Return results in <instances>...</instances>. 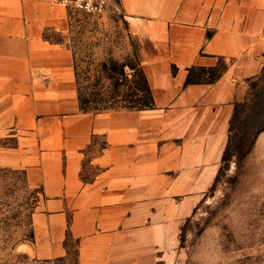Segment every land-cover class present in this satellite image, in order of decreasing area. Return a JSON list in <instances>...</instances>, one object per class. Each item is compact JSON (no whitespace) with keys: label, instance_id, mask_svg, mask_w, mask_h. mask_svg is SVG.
Wrapping results in <instances>:
<instances>
[{"label":"crops","instance_id":"1","mask_svg":"<svg viewBox=\"0 0 264 264\" xmlns=\"http://www.w3.org/2000/svg\"><path fill=\"white\" fill-rule=\"evenodd\" d=\"M118 1L150 108L82 111L73 51L50 35L69 31V7L0 0V166L41 189L39 258L67 256L71 237L78 264H172L221 168L235 104L264 68V0ZM223 60L215 81L187 83L191 68Z\"/></svg>","mask_w":264,"mask_h":264},{"label":"rangeland","instance_id":"2","mask_svg":"<svg viewBox=\"0 0 264 264\" xmlns=\"http://www.w3.org/2000/svg\"><path fill=\"white\" fill-rule=\"evenodd\" d=\"M69 11V31L50 35L74 47L81 72L89 55L96 62L108 57L122 61L132 52L131 42L137 38L130 33L118 0L98 14L74 7ZM81 82L84 91L86 82ZM247 98L235 143L248 142L263 127L264 76L248 79ZM253 105L258 119L245 125L241 119ZM254 139L247 153L232 148L222 162L217 182L201 196L182 226L172 264H264V128ZM41 200V189L30 186L22 170L0 166V264H78L72 238L67 256L45 259L34 253L33 214Z\"/></svg>","mask_w":264,"mask_h":264},{"label":"trees","instance_id":"3","mask_svg":"<svg viewBox=\"0 0 264 264\" xmlns=\"http://www.w3.org/2000/svg\"><path fill=\"white\" fill-rule=\"evenodd\" d=\"M131 46L133 48L132 52L122 61L114 57H108L96 62L95 58L89 55L84 59L85 68L82 72L80 71L78 54L74 47L70 46L74 55L76 80L82 111L102 112L116 109H144L155 106L151 86L142 65L141 44L137 39V42H131ZM95 64L96 67H94ZM227 67L228 62L225 60L223 64L221 61L214 67H193L189 71L187 83L213 82L223 74ZM198 69L201 72L197 73L196 70ZM259 75L260 77L264 76V68ZM81 81L86 82L84 85L86 90L84 91ZM247 104L248 98L243 101H238L235 104L234 113L230 122L229 141L225 149L223 161L228 159L229 152L232 148H236L241 154L247 153L252 148L257 133L264 128V124H262L263 127L256 130L253 138L248 142L240 140L235 143L236 125L241 116V107L245 108ZM257 113L258 111L253 105L241 121H244L245 125H250L248 123L249 120V122L251 120L255 122L258 119ZM218 177L219 173L215 179V183Z\"/></svg>","mask_w":264,"mask_h":264},{"label":"built area","instance_id":"4","mask_svg":"<svg viewBox=\"0 0 264 264\" xmlns=\"http://www.w3.org/2000/svg\"><path fill=\"white\" fill-rule=\"evenodd\" d=\"M67 7H74L89 14H98L107 9L109 0H56Z\"/></svg>","mask_w":264,"mask_h":264}]
</instances>
